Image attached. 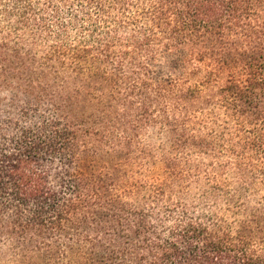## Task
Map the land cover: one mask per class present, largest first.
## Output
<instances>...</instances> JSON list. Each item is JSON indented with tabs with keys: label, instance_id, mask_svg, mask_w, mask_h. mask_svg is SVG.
<instances>
[{
	"label": "trees",
	"instance_id": "16d2710c",
	"mask_svg": "<svg viewBox=\"0 0 264 264\" xmlns=\"http://www.w3.org/2000/svg\"><path fill=\"white\" fill-rule=\"evenodd\" d=\"M0 257L264 264V0H0Z\"/></svg>",
	"mask_w": 264,
	"mask_h": 264
},
{
	"label": "rangeland",
	"instance_id": "374dc122",
	"mask_svg": "<svg viewBox=\"0 0 264 264\" xmlns=\"http://www.w3.org/2000/svg\"><path fill=\"white\" fill-rule=\"evenodd\" d=\"M9 257H0V264H16V262H11Z\"/></svg>",
	"mask_w": 264,
	"mask_h": 264
}]
</instances>
